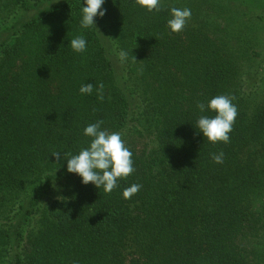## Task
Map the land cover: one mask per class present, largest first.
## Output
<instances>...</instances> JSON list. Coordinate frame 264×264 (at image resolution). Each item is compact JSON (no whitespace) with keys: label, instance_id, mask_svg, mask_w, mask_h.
Segmentation results:
<instances>
[{"label":"trees","instance_id":"trees-1","mask_svg":"<svg viewBox=\"0 0 264 264\" xmlns=\"http://www.w3.org/2000/svg\"><path fill=\"white\" fill-rule=\"evenodd\" d=\"M83 6L0 0V264H264V0H104L89 28ZM172 7L192 13L180 33ZM218 95L238 109L227 144L196 128ZM98 120L133 154L111 193L64 157Z\"/></svg>","mask_w":264,"mask_h":264},{"label":"clouds","instance_id":"clouds-1","mask_svg":"<svg viewBox=\"0 0 264 264\" xmlns=\"http://www.w3.org/2000/svg\"><path fill=\"white\" fill-rule=\"evenodd\" d=\"M86 6H83L81 27L89 28L95 25L94 18L103 17L106 10L102 8L104 0H85ZM135 3L152 12L161 10V0H135ZM171 19L167 24L173 33H180L184 30L188 20L191 18V10L188 8L180 9L172 7L170 9ZM86 40L78 36L70 41L72 49L77 53L86 50ZM119 59L123 62L127 59V53L121 51ZM135 59V57H134ZM50 78V77H49ZM93 84H83L80 87L81 94H91ZM104 85L100 83L96 87L97 99L104 100ZM234 96L218 95L213 97L207 104L198 102L197 107L204 112L206 107L216 113L214 117L201 115L196 121V128L212 143L230 142L229 133L233 130L235 119L238 115V109L232 101ZM103 120L89 124L84 129V135L91 137L88 147L82 148L77 155L64 153L67 158V171L78 174L82 177V183L87 185L89 182L97 188L103 187L105 193H111L117 187L119 179H125L131 175L135 168L133 167L132 152L125 145L121 134L118 132L109 133L106 129H101ZM57 160L61 158V152L52 153ZM223 152L213 153L212 159L215 163H223ZM142 185L132 184L123 191V197L130 199L138 193ZM95 214V213H94ZM93 214V215H94Z\"/></svg>","mask_w":264,"mask_h":264}]
</instances>
